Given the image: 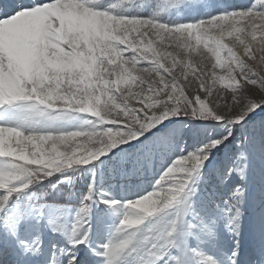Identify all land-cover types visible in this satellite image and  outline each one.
<instances>
[{"label":"snow or ice","instance_id":"obj_1","mask_svg":"<svg viewBox=\"0 0 264 264\" xmlns=\"http://www.w3.org/2000/svg\"><path fill=\"white\" fill-rule=\"evenodd\" d=\"M209 2L141 0L130 13L136 0H0V234L8 241L0 238V264L13 261L12 241L25 255L41 251L39 239H21L49 207L30 190L102 157L87 194L67 193L80 201L73 247L91 245L99 201L121 217L95 252L102 264H241L250 157L241 151L207 165L231 137L228 129L264 116V0L183 17L182 9ZM173 117L223 125L226 134L191 151L178 133L146 135ZM118 145L127 147L112 152ZM98 173L105 181L152 179L124 210L100 191ZM61 219L50 227L67 235ZM221 226L232 234L231 256L220 244ZM258 240L264 257V216ZM67 257L81 264L71 252L51 264Z\"/></svg>","mask_w":264,"mask_h":264},{"label":"rangeland","instance_id":"obj_2","mask_svg":"<svg viewBox=\"0 0 264 264\" xmlns=\"http://www.w3.org/2000/svg\"><path fill=\"white\" fill-rule=\"evenodd\" d=\"M119 0H108L109 6L118 3ZM248 0H210L206 8H197L189 6L181 10L182 15L186 19H200L207 14L214 13L225 7L241 6ZM141 7V0H136V3L126 6L130 13H135ZM119 11H125L121 8ZM151 9H146L145 14H148ZM172 19L176 18L173 13ZM83 116L80 120L73 121V124H79L83 121ZM232 132L231 137L224 145L212 156L207 168L211 170L216 165L225 161L227 155H238L244 151L250 157L251 175L248 181V204L241 217L240 222V241L243 251L240 257L241 264H264L262 257L261 246L258 240V232L261 225V218L264 216V116L259 114L254 115L243 126H235L228 129ZM225 131V126H217L214 123L197 120L194 117H173L156 125L146 135L157 133V135H165L168 133H178V141L188 150L191 151L194 147L199 146L201 142L207 144L211 139L221 138L217 134ZM143 138V137H141ZM130 143H135L131 141ZM121 147L127 145H118L112 152L117 151ZM111 152L109 153V156ZM107 157H102L101 161L95 162L88 168H82L79 172H66L56 174L45 180L41 184L35 185L29 192V195L42 196L49 207L46 213L39 219H31L28 222L27 230H21V239L34 243L37 239L41 241V251L39 254L25 255L15 241L11 242L13 261L11 264H51L56 256L61 253L71 252L81 262V264H102L101 257L95 255L99 251L101 245L106 246L107 242L115 230L116 226L121 222V217L116 211L105 204L97 201L91 216L92 240L91 245H80L73 247L69 236L72 225L74 224L75 215L78 212L80 201L78 198H69L68 192L76 193L77 197L87 194L89 184L93 179V172L101 165V162ZM98 183L100 191L107 192L109 197L120 201L121 206L126 210V205L134 199L140 198V194L148 187L151 176L145 175L132 177H118L115 179H107L98 173ZM159 177H157L158 179ZM207 178V175L206 177ZM71 181V184L68 183ZM214 183V181H213ZM235 183L239 186L241 183L239 177ZM54 186L58 187V191H53ZM150 190V189H149ZM197 192L200 193L199 186ZM47 194V195H44ZM202 195V193H201ZM228 190L224 189L223 196L226 198ZM65 209V211H62ZM57 217H62L61 223L66 225L68 234L55 232L50 227V221ZM232 234L226 228H220V244L227 256H231V251H228L229 246L235 248V243L232 240ZM0 238L7 243V238L0 234ZM82 238V237H78ZM67 257L64 259V264H67Z\"/></svg>","mask_w":264,"mask_h":264}]
</instances>
